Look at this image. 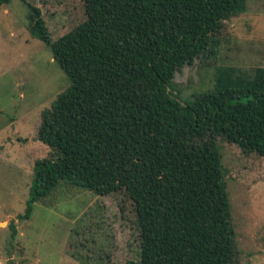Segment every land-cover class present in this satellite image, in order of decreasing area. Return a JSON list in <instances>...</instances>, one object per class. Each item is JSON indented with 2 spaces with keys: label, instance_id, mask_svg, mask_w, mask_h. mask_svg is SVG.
<instances>
[{
  "label": "trees",
  "instance_id": "16d2710c",
  "mask_svg": "<svg viewBox=\"0 0 264 264\" xmlns=\"http://www.w3.org/2000/svg\"><path fill=\"white\" fill-rule=\"evenodd\" d=\"M25 4L32 35L71 84L42 113L38 140L50 153L36 160L18 217L30 219L63 181L125 191L141 235L140 258L126 264H238L217 137L264 156V67L222 66L216 87L190 102L174 79L215 53L248 0H84L86 19L56 40L41 9Z\"/></svg>",
  "mask_w": 264,
  "mask_h": 264
},
{
  "label": "rangeland",
  "instance_id": "374dc122",
  "mask_svg": "<svg viewBox=\"0 0 264 264\" xmlns=\"http://www.w3.org/2000/svg\"><path fill=\"white\" fill-rule=\"evenodd\" d=\"M39 7L53 40L86 19L84 0H11L0 7V264H126L141 252L140 227L125 191L99 195L61 182L34 203L36 160L50 148L38 140L42 113L71 84L52 49L29 29L28 8ZM264 67V0H248L231 18L215 53L176 72L184 102L216 87L218 69ZM226 172L238 264H264V156L217 137ZM13 226L15 228H13Z\"/></svg>",
  "mask_w": 264,
  "mask_h": 264
}]
</instances>
